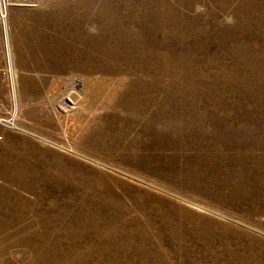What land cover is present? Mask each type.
Masks as SVG:
<instances>
[{"label":"rangeland","instance_id":"rangeland-1","mask_svg":"<svg viewBox=\"0 0 264 264\" xmlns=\"http://www.w3.org/2000/svg\"><path fill=\"white\" fill-rule=\"evenodd\" d=\"M8 3L0 264H264V0Z\"/></svg>","mask_w":264,"mask_h":264},{"label":"bare ground","instance_id":"bare-ground-1","mask_svg":"<svg viewBox=\"0 0 264 264\" xmlns=\"http://www.w3.org/2000/svg\"><path fill=\"white\" fill-rule=\"evenodd\" d=\"M2 1V4H1V6H3V12H2V15H3V17L2 18H7V16H8V14H9V6L11 5V4H7V5H5V0H1ZM6 3H7V1H6ZM0 22H2V19L0 20ZM6 26V25H5ZM7 27V26H6Z\"/></svg>","mask_w":264,"mask_h":264},{"label":"built area","instance_id":"built-area-1","mask_svg":"<svg viewBox=\"0 0 264 264\" xmlns=\"http://www.w3.org/2000/svg\"><path fill=\"white\" fill-rule=\"evenodd\" d=\"M2 4V1L0 0V20L3 19V15H2V12H3V6H1ZM9 70V69H8ZM6 73V72H5Z\"/></svg>","mask_w":264,"mask_h":264}]
</instances>
